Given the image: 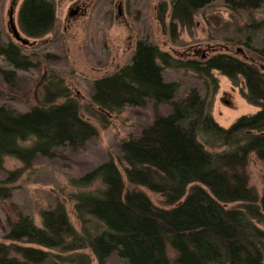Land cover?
Returning <instances> with one entry per match:
<instances>
[{
    "label": "trees",
    "instance_id": "obj_1",
    "mask_svg": "<svg viewBox=\"0 0 264 264\" xmlns=\"http://www.w3.org/2000/svg\"><path fill=\"white\" fill-rule=\"evenodd\" d=\"M215 1L162 2L157 20L165 29L169 10L173 33L176 24L191 26L194 15ZM223 2L232 17L247 16L248 22L237 30L244 37L241 45L264 59V0ZM56 24L53 1H22L17 20L22 36L42 39L54 32ZM0 59L9 66L0 68V169L5 156L26 169L37 157H53L57 148L77 150L97 136V128L83 118L79 101L55 71L44 70L39 102L26 103L32 91L19 71L41 72L53 55L25 53L17 43L4 42L0 31ZM165 68L191 70L214 83V71L234 86L242 80L241 97L259 111L224 128L197 88L176 97L180 86L165 80ZM89 100L91 116L99 115L103 122L104 113L149 102H171V110L138 136L120 142L123 171L109 159L71 179L78 189L72 199L81 231L72 226L61 203L40 212L41 226L19 215L9 221L0 242V264H91L88 255L79 253L85 249L96 264H106L114 256L120 264H264V228L259 226H264V191L259 195L249 186L247 171L252 154L264 163L262 69L225 52L202 58L192 51L190 58L188 54L174 58L139 39L129 63L91 82ZM19 102L25 104L23 110L17 108ZM17 174L10 173V178ZM123 176L130 185L160 195L167 208L156 206L142 190L127 189ZM7 191L0 187V198ZM233 203L240 206L225 207ZM93 223L96 231L91 234ZM55 250L68 256H54Z\"/></svg>",
    "mask_w": 264,
    "mask_h": 264
},
{
    "label": "rangeland",
    "instance_id": "obj_2",
    "mask_svg": "<svg viewBox=\"0 0 264 264\" xmlns=\"http://www.w3.org/2000/svg\"><path fill=\"white\" fill-rule=\"evenodd\" d=\"M22 1L0 0V31L4 42L11 40L17 43L25 53L53 55L51 63H45L41 72L38 69L19 71L32 91L29 96L32 99H26V103L39 102L46 80L44 70L55 71L64 79L72 96L79 101L83 118L97 128L98 134L77 150L57 148L53 157H37L31 167L26 169L13 157L5 156L2 159L0 187L8 191L4 198H0V242L9 230V221L15 222L19 215H24L41 226L40 212L54 208L58 203L64 206L72 226L81 231L72 199L78 189L71 185V179L82 176L109 159L114 160L123 171L124 165L118 160L120 142L138 136L143 127L171 110V102H149L143 107H125L118 112L104 113L107 121L103 122L99 115L92 117L86 108L90 105L91 82L111 75L129 63L137 40L146 39L161 50L168 51L174 58L181 54H188L190 58L192 51L202 58L210 57L215 52L230 53L243 60L253 61L264 71V59L241 45L244 37L238 35L237 30L248 22L247 16L232 17L223 0H216L196 13L191 26L176 24L173 33L169 27V10L165 29L157 20L159 5L162 2L170 4L171 0H51L56 6L57 24L54 32L42 39H27L20 34L24 43L15 39L9 27V14L12 12L18 30V11ZM255 16L260 18L259 13ZM8 67L0 59V68ZM163 74L166 81L179 84L177 98H183L190 88H197L214 120L224 128L243 115L259 111L241 97L240 89L245 91L242 80L234 86L227 77L214 71V83L210 77L199 76L182 68H165ZM19 103L17 108L23 110L25 104ZM92 109L100 112L95 106ZM205 147L209 151H222V148L213 150ZM247 171L249 186L261 195L264 191V163L252 154ZM13 172L17 175L11 179L10 173ZM123 178L127 189L142 190L156 206L167 208L160 195L132 186L125 176ZM239 206V203L225 205L226 208ZM93 225L89 227L91 234L96 231ZM79 253L88 255L92 259L91 264H96L90 250ZM53 255L68 256L57 250L53 251ZM106 264H120V260L114 256Z\"/></svg>",
    "mask_w": 264,
    "mask_h": 264
},
{
    "label": "water",
    "instance_id": "obj_3",
    "mask_svg": "<svg viewBox=\"0 0 264 264\" xmlns=\"http://www.w3.org/2000/svg\"><path fill=\"white\" fill-rule=\"evenodd\" d=\"M9 27H10V31L12 32L13 36L15 37V39L17 41H21V42H25V40L21 37L20 33L18 32L14 22H13V18H12V12H10L9 14Z\"/></svg>",
    "mask_w": 264,
    "mask_h": 264
}]
</instances>
